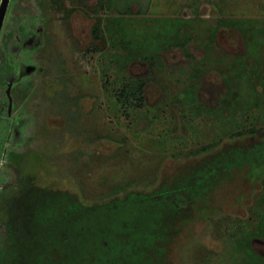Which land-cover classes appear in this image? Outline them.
I'll use <instances>...</instances> for the list:
<instances>
[{
    "label": "rangeland",
    "instance_id": "rangeland-1",
    "mask_svg": "<svg viewBox=\"0 0 264 264\" xmlns=\"http://www.w3.org/2000/svg\"><path fill=\"white\" fill-rule=\"evenodd\" d=\"M97 1L10 2L0 40V54L7 59L1 73L15 84L12 117L0 115V249L6 244L4 199L17 190L19 167L30 157L40 156L55 169L46 172L49 179L66 177L70 188H79L92 201L125 180L170 175L178 166L174 155L225 137L221 116L227 121L235 114L243 128L264 125V89L258 87L262 107L249 110L244 102L250 98L249 86L236 82L233 74L229 83L223 75L231 73L228 62L245 54L252 32L220 24L252 18L263 28L264 0H101L104 21L114 18L117 22L109 26L119 29L122 24L124 34L116 29L111 34L106 24L107 43L96 42L101 50L89 52L96 18L86 10ZM119 1L122 10L132 4L131 12L119 13ZM141 43L148 55H131ZM245 61L248 67L262 68L251 58ZM10 73L13 80H7ZM123 77L149 80L145 105L130 115L119 110L112 90ZM194 82L196 96L187 104L181 95ZM7 86L0 83L3 115L9 104ZM239 94L242 103L236 102ZM167 161L163 171L159 166ZM260 170H241L238 182L219 187L212 201L216 212L211 206L209 212H195L173 252L176 264H264L259 228L264 204L258 199L264 164ZM223 213L231 216L229 228L219 224L216 230L208 218ZM246 251L251 253L245 256Z\"/></svg>",
    "mask_w": 264,
    "mask_h": 264
},
{
    "label": "trees",
    "instance_id": "trees-1",
    "mask_svg": "<svg viewBox=\"0 0 264 264\" xmlns=\"http://www.w3.org/2000/svg\"><path fill=\"white\" fill-rule=\"evenodd\" d=\"M98 2L101 7L106 6L103 1ZM118 3L115 6L119 7V13L131 12L132 4L122 10V2ZM142 12L146 11L143 9ZM104 20L102 15L98 16L92 34L94 40L107 43L106 24L112 27L117 20L107 19L108 23ZM242 20H235L238 24L228 20L220 23L235 26L242 33L246 30L252 32V39L246 42L245 54L228 62L231 73L223 75L227 82L230 81L229 74H233L236 82L244 80L249 86L247 94L250 98L246 101L239 94L236 102L244 100L245 107L252 110L262 107L257 97L260 95L258 87L264 89V27L258 26L252 18H244L243 23ZM169 22L172 20L167 19ZM110 26L112 34L116 28L112 30ZM119 26L122 28L123 25ZM120 33L123 35L124 31ZM94 49L101 50V47L92 44L90 50ZM153 50L156 55L157 49ZM136 53L148 55L146 46L141 43L131 51L133 56ZM246 58L261 63L262 68L259 65L248 67ZM120 80L119 87H112L117 97L115 104L123 114L130 115L145 105V88L149 80L133 77ZM106 81L107 84L110 82ZM196 87V82L188 85L181 95L187 104H190V98H195ZM200 107L197 108L201 110ZM213 110L210 107L208 111L213 113ZM229 116L227 121L221 116V123L226 127L221 134L225 137L184 151L183 156L174 155L178 158V166L170 175L164 172L160 176L125 180L92 201H86L79 188H70L66 177L57 175L49 179L45 176L50 175L46 172L55 169L40 160V156L24 160L19 167L17 190L4 199L6 244L0 249V264H176L173 252L185 224L195 212L200 208L209 212L210 206L214 211L212 201L219 187L238 182L235 178L241 170L261 172L260 167L264 164V125L250 124L243 128L235 114ZM29 154L34 155L32 152ZM168 165L167 161L159 168L165 171ZM262 177L261 195L257 198L264 204ZM229 218L228 213H223L208 220L217 230L219 224L229 228ZM237 224V231H241L243 227ZM259 228L264 234V220ZM246 252L245 256L251 253Z\"/></svg>",
    "mask_w": 264,
    "mask_h": 264
},
{
    "label": "flooded vegetation",
    "instance_id": "flooded-vegetation-1",
    "mask_svg": "<svg viewBox=\"0 0 264 264\" xmlns=\"http://www.w3.org/2000/svg\"><path fill=\"white\" fill-rule=\"evenodd\" d=\"M99 1V0H98ZM97 1V4L96 5H94V6H90V7H88L89 8V10H86V13H88L91 17H94V18H96V22H97V18H98V16L99 15H101L100 13V5H98V2ZM0 2H1V0H0ZM10 2H11V0H10ZM10 6V5H9ZM99 9L98 10V12H96V11H94V9ZM9 10V9H8ZM74 10H76L75 8H73V9H70L69 11H71V12H73ZM7 14H8V12H7ZM7 14H6V16H7ZM103 16V15H102ZM5 20H6V17H5ZM95 22V23H96ZM4 23H5V21H4ZM95 23L93 24V26L95 25ZM104 25H105V23H103ZM3 27H4V24H3ZM106 28V27H105ZM92 30H93V27H92ZM2 32H3V28H2V31H1V35H0V40H1V36H2ZM11 36L12 35H14L13 33H11L10 34ZM15 38H17L18 40V42H21V40H20V37H19V35H17V36H15ZM11 40V39H10ZM32 41H34V38L32 37V38H29V41H28V43L29 42H32ZM99 41H101V42H103L102 40H95V42L93 43V44H97L96 42H99ZM10 42V41H9ZM36 43H38L37 41H36ZM16 46L14 47L13 46V48L15 49V48H17V45L18 44H15ZM20 45V44H19ZM98 45V44H97ZM99 47H100V45H98ZM91 47V46H90ZM90 47L88 48V50H89V52L91 51L90 50ZM87 50V51H88ZM92 52V51H91ZM5 56V55H4ZM4 56H3V52H1V54H0V60L1 59H4V61H1L0 62V64L2 65H0V83H2L3 85H5V82H6V84L8 85L7 87H6V94H7V97L9 98V104H8V111H7V114L6 115H3V107L2 106H0V115H1V117L2 118H11L12 117V114H11V112H12V108H13V97H12V95H11V91H12V87H13V85H15L13 82H14V80H13V76L15 77V75H13L12 73H10V75H8V78H7V80H9V76H10V78H11V80H13L12 81V83L10 84V83H7V81L4 79V75L1 73L2 71H4V68H5V60H6V63H7V59H5L4 58ZM8 62H9V60H8ZM9 64H12L11 62H9ZM2 74V75H1ZM10 80V81H11ZM9 87H11V89H9ZM0 104H2L3 105V101H2V103H0ZM4 106V105H3Z\"/></svg>",
    "mask_w": 264,
    "mask_h": 264
},
{
    "label": "water",
    "instance_id": "water-1",
    "mask_svg": "<svg viewBox=\"0 0 264 264\" xmlns=\"http://www.w3.org/2000/svg\"><path fill=\"white\" fill-rule=\"evenodd\" d=\"M10 0H1L0 2V35L5 21L6 14L8 12ZM11 89V87H9Z\"/></svg>",
    "mask_w": 264,
    "mask_h": 264
}]
</instances>
